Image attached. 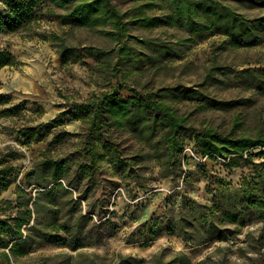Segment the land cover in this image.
I'll return each instance as SVG.
<instances>
[{"label":"rangeland","instance_id":"obj_1","mask_svg":"<svg viewBox=\"0 0 264 264\" xmlns=\"http://www.w3.org/2000/svg\"><path fill=\"white\" fill-rule=\"evenodd\" d=\"M110 1L128 13L132 36L131 56L120 66H115V54L109 63L108 56L97 60L87 54L69 56L62 62L55 36L79 48L113 50L117 45L97 29L63 23L51 10L65 11L58 2L0 0V11L15 13L21 6L30 17L15 30H0V48L9 50L15 58L14 65L0 68V160L4 155L18 170V180L2 191L1 198L15 202L19 179L42 153L74 159L81 155L86 159L83 147L89 137L97 151L106 154L108 140L99 134L90 135L82 119L67 116L60 118V125L51 122L70 102H82L93 92L108 91L118 83L126 85L116 90L123 96H132V88H174L169 98L171 106L197 128L213 127L231 136L264 132V93L249 88L242 75L250 67H264V39L255 47L233 48L224 43L222 34L208 32L185 42L188 33L183 29L169 27L160 20L156 24L153 20L148 27L137 22L142 16L164 18L166 10L162 7H144L149 0ZM166 43L173 44L174 52L162 50ZM213 66L215 69H211ZM208 98L220 104L210 106ZM11 108H16L12 115H1L3 109ZM39 124H44L39 131L46 130V137L27 143L25 129ZM113 132L110 139L121 154L140 147L128 132ZM184 144L179 159L183 174L189 172L187 182L183 178L173 182L161 174L158 166H152L134 177L128 188L111 174L105 177L103 188H92L90 199H105L104 209L113 211L119 224L115 234L77 249L47 243L23 256L10 257V264H72L79 252L99 255L95 261L100 264H116L127 255L145 260L144 264H196L201 260L204 264H257L248 263L245 257L264 255V214L253 215L240 235L207 241V202L217 194L219 178L237 184L250 172L249 166L241 162V167L229 170L223 165L226 159L213 160L196 153L192 139L186 137ZM261 150L253 151L257 162L264 160L257 155ZM10 213H16V209L7 210L6 214ZM160 221L166 226H159L162 230L158 231ZM249 231L252 233L247 245L243 241ZM219 245L221 251L214 253ZM209 254L213 256L207 262ZM0 264H6L2 257Z\"/></svg>","mask_w":264,"mask_h":264},{"label":"trees","instance_id":"obj_2","mask_svg":"<svg viewBox=\"0 0 264 264\" xmlns=\"http://www.w3.org/2000/svg\"><path fill=\"white\" fill-rule=\"evenodd\" d=\"M58 2L64 12L51 9L63 23L74 27L97 29L116 42L113 50L93 46L76 47L55 36L62 62L76 54L99 60L108 56V63L115 54V66L122 65L131 56L129 44L128 13L118 9L110 0H52ZM149 0L146 8L162 7L164 18L140 17V25L151 26L159 20L169 27L183 29L188 33L185 42L200 38L205 33L217 32L224 36V43L233 48H249L260 45L264 39V0ZM163 5V6H162ZM30 19L29 11L21 6L13 11H0V30L12 31ZM26 20V21H25ZM163 51L174 52L173 44H163ZM174 54V53H173ZM14 55L0 48V68L14 65ZM211 69H215L214 66ZM249 88L264 93V67H250L242 71ZM118 83L108 91L93 92L82 102H70L67 109L52 121L60 125V118L82 119L91 134H99L109 146L106 154L97 151L89 137L85 139L83 154L86 159L48 156L42 153L33 160L16 190L15 202L1 198L2 191L18 180V170L12 162L0 160V257L10 264V257H20L28 250L47 243H59L72 248L97 243L117 232L119 224L113 211L104 209L105 199H90L94 187H104L105 177L117 176L125 187L144 170L158 166L164 177L188 181L189 172L183 174L179 155L184 149L185 138L195 142L194 150L213 160L226 159L224 167L233 170L245 162L250 172L234 184L227 178H219L217 194L207 202V241L227 240L231 235H240L253 215L264 214V160H255L256 148L264 149V132L254 136H231L213 127L197 128L188 122V117L179 114L171 106L169 98L174 88L159 87L150 90L132 88V96L116 92L125 87ZM209 105L220 104L210 98ZM1 104V100H0ZM16 108L3 109L1 115H12ZM44 124L27 127L23 136L27 143L43 140L47 131H39ZM126 131L140 144L128 154H121L119 147L110 139L113 131ZM186 135L184 136V134ZM89 135V136H90ZM60 137H56L59 140ZM257 155L264 158V150ZM108 156V158H107ZM15 160V159H13ZM105 164V165H103ZM86 184L84 187L82 184ZM92 193V192H91ZM16 209V213L6 214ZM168 222V221H167ZM166 222V223H167ZM158 231L166 226L162 221ZM165 223V224H166ZM162 226V227H159ZM170 232L172 228L168 227ZM251 231L246 233L244 244H250ZM219 245L214 253L221 251ZM243 251V245H239ZM245 251V250H244ZM245 253V252H244ZM213 254L207 256V262ZM247 256V255H246ZM71 257V256H70ZM93 257V258H92ZM99 255L79 252L72 264H100ZM86 258V260H85ZM248 263L264 264V255L245 257ZM92 260L87 263L88 260ZM130 264L133 256H121L116 264ZM131 261V262H130ZM127 264V263H126ZM196 264H204L203 260Z\"/></svg>","mask_w":264,"mask_h":264}]
</instances>
